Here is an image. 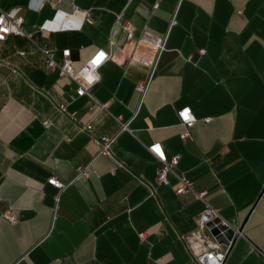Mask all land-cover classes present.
I'll use <instances>...</instances> for the list:
<instances>
[{"label":"crops","instance_id":"crops-1","mask_svg":"<svg viewBox=\"0 0 264 264\" xmlns=\"http://www.w3.org/2000/svg\"><path fill=\"white\" fill-rule=\"evenodd\" d=\"M76 8L93 23L40 30L58 9ZM10 9L58 58L70 48L76 68L111 41L125 46L121 12L137 37L167 36V48L144 98L137 84L150 67L113 59L94 97H78L29 38L0 41V264H198L184 235L205 203L178 194L172 173L169 184L158 182L160 163L147 150L154 142L180 156L177 172L242 231L225 264H264V0H0ZM184 106L197 117L185 140ZM115 134L113 156L95 157L94 139ZM50 177L67 186L60 191Z\"/></svg>","mask_w":264,"mask_h":264},{"label":"built area","instance_id":"built-area-1","mask_svg":"<svg viewBox=\"0 0 264 264\" xmlns=\"http://www.w3.org/2000/svg\"><path fill=\"white\" fill-rule=\"evenodd\" d=\"M34 1H38L39 5H41L43 0ZM85 22L93 23V19L90 17L88 10L76 8L72 11H66L58 9L54 19L42 25L40 30H77L80 29ZM174 22L175 21H173V23ZM117 23L126 31L125 46L122 49H117L116 44L111 41V48L109 51L102 48L96 49L79 68L74 67L70 48L63 49L61 58H58L55 49L37 44L32 39V35L25 31L23 26L24 17L19 14L18 9H10L7 11L0 10V41L5 40L10 34L29 38L34 42L36 48L44 54L47 65L50 68L58 69L60 76L66 77L77 84L76 95L78 97L85 95L94 97L92 89L100 82L101 77L99 70L108 59H113L119 63H125L129 60L142 62L150 67L149 78L137 84V89L141 92L142 98H144L158 68L161 56L167 48V36L151 35L145 31L137 37L133 23L125 17L124 12L117 15ZM144 46L150 48L148 55L142 52L145 51ZM200 52L205 53V50L202 49ZM101 107L107 109V104H101ZM59 108L63 112H68L76 119L77 112H69L65 103H60ZM177 116L179 122L185 127V130L180 134L181 139L185 140L190 137V130L197 121V117L190 106H184L179 109L177 111ZM117 120L121 124V131H131L129 123L122 122L121 117H117ZM210 120V117L205 118L206 122ZM51 123L49 119L43 121L44 126H50ZM91 128L92 124L90 123L83 127V129L87 130ZM117 136L118 134L112 136L103 135L100 138H95L94 141L99 146L95 157L99 155L112 157V148L116 142ZM147 150L160 163L158 173L159 183L165 185L169 184V174L172 173L180 183V187L177 189L178 194L194 192L205 203L204 209L196 219V228L184 235L186 246L193 259L198 264H225L233 247L234 239L229 240L227 244L218 241L216 237L211 234L208 224L220 218L226 221L230 227L235 230L237 236L242 234V231L231 222L222 218L219 210L205 200L204 192L198 193L194 190L193 182L190 178L177 172L176 168L180 161L179 155L169 157L161 142H154L147 145ZM89 167L90 164L81 168L79 174L87 175ZM48 183L60 191L67 186L66 183L60 181L57 177H50ZM5 217L10 220H15V217L10 213H6ZM139 236L141 239H145L146 233L140 232Z\"/></svg>","mask_w":264,"mask_h":264},{"label":"water","instance_id":"water-1","mask_svg":"<svg viewBox=\"0 0 264 264\" xmlns=\"http://www.w3.org/2000/svg\"><path fill=\"white\" fill-rule=\"evenodd\" d=\"M210 226V232L212 235L216 237V239L222 243L227 244L229 240L236 239L237 235L235 234V230L230 227V225L226 222L219 219H216L214 222L208 224Z\"/></svg>","mask_w":264,"mask_h":264}]
</instances>
